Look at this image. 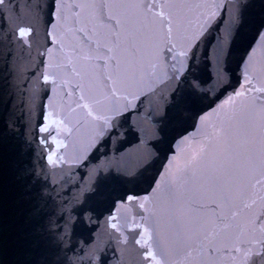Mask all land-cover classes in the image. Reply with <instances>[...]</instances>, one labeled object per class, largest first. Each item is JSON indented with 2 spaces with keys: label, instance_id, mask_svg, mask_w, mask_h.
<instances>
[{
  "label": "snow or ice",
  "instance_id": "6c2138e0",
  "mask_svg": "<svg viewBox=\"0 0 264 264\" xmlns=\"http://www.w3.org/2000/svg\"><path fill=\"white\" fill-rule=\"evenodd\" d=\"M0 264H264V0H0Z\"/></svg>",
  "mask_w": 264,
  "mask_h": 264
}]
</instances>
